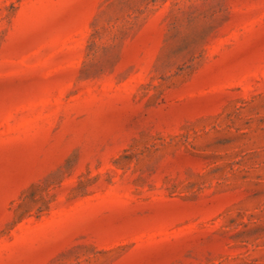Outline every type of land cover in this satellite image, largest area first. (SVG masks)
<instances>
[{
  "label": "rangeland",
  "instance_id": "1",
  "mask_svg": "<svg viewBox=\"0 0 264 264\" xmlns=\"http://www.w3.org/2000/svg\"><path fill=\"white\" fill-rule=\"evenodd\" d=\"M0 264H264V0H0Z\"/></svg>",
  "mask_w": 264,
  "mask_h": 264
}]
</instances>
